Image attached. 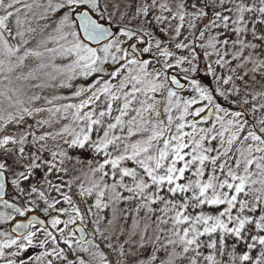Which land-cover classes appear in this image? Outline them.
<instances>
[{
	"label": "snow or ice",
	"instance_id": "6c2138e0",
	"mask_svg": "<svg viewBox=\"0 0 264 264\" xmlns=\"http://www.w3.org/2000/svg\"><path fill=\"white\" fill-rule=\"evenodd\" d=\"M0 264H264V0H0Z\"/></svg>",
	"mask_w": 264,
	"mask_h": 264
}]
</instances>
